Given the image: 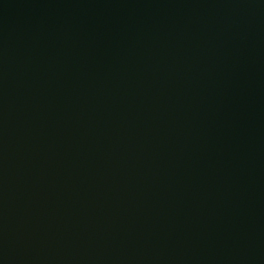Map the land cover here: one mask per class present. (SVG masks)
Masks as SVG:
<instances>
[{
	"label": "water",
	"instance_id": "water-1",
	"mask_svg": "<svg viewBox=\"0 0 264 264\" xmlns=\"http://www.w3.org/2000/svg\"><path fill=\"white\" fill-rule=\"evenodd\" d=\"M0 264H264V0H0Z\"/></svg>",
	"mask_w": 264,
	"mask_h": 264
}]
</instances>
